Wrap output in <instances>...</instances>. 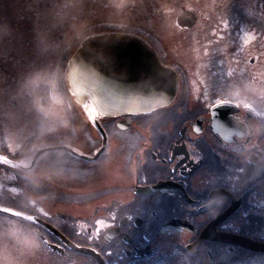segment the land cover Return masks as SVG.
<instances>
[{"label":"flooded vegetation","instance_id":"af4514ba","mask_svg":"<svg viewBox=\"0 0 264 264\" xmlns=\"http://www.w3.org/2000/svg\"><path fill=\"white\" fill-rule=\"evenodd\" d=\"M220 1L172 2L174 22L207 4L199 31L198 16L179 28L222 47L206 49L201 72L159 55L177 98L99 116L69 91L67 62L110 24L81 28L78 0H0V217L40 240L12 252L17 264H264V4ZM36 72L54 77L63 122L32 106Z\"/></svg>","mask_w":264,"mask_h":264},{"label":"water","instance_id":"95a60500","mask_svg":"<svg viewBox=\"0 0 264 264\" xmlns=\"http://www.w3.org/2000/svg\"><path fill=\"white\" fill-rule=\"evenodd\" d=\"M194 20L186 10L178 16L181 26ZM67 80L76 101L102 116L148 113L169 104L178 88L176 73L147 43L119 32L85 37L67 63Z\"/></svg>","mask_w":264,"mask_h":264},{"label":"rangeland","instance_id":"374dc122","mask_svg":"<svg viewBox=\"0 0 264 264\" xmlns=\"http://www.w3.org/2000/svg\"><path fill=\"white\" fill-rule=\"evenodd\" d=\"M80 3L79 16L81 28L91 24H110V28H124L135 31H144L143 33L151 42H156L157 47L166 53L164 60L169 64H174L182 71L186 70L189 64L197 67L201 72L204 53L206 49L213 50L217 46L222 48L221 44L200 42L196 33H186L177 27L174 22L175 14L178 12L172 9L174 0H78ZM229 1L247 4L248 8L256 12L260 0H221L223 3ZM263 4H264V0ZM207 4L197 7L198 27L203 23L204 14L208 12ZM244 6V7H245ZM264 8V5L262 6ZM226 29V28H225ZM224 29V31H225ZM194 35V36H192ZM155 43V44H156ZM230 43H226L223 50L229 49ZM163 48V49H162ZM227 49V50H228ZM219 50H216L218 52ZM202 56V57H201ZM201 57V58H200ZM203 66V67H201ZM204 80H210L207 74H201ZM184 92H180L182 97ZM49 175L52 178H63L66 173L62 169H51ZM100 188V187H99ZM16 190V189H15ZM14 190V191H15Z\"/></svg>","mask_w":264,"mask_h":264},{"label":"clouds","instance_id":"9594fccd","mask_svg":"<svg viewBox=\"0 0 264 264\" xmlns=\"http://www.w3.org/2000/svg\"><path fill=\"white\" fill-rule=\"evenodd\" d=\"M24 87L31 97L32 106L45 119V123L63 122L62 100L52 75L33 73L26 78ZM42 88H46V92H42ZM39 243L34 226L25 223L22 218L13 214L0 217V264H17L13 251L30 252Z\"/></svg>","mask_w":264,"mask_h":264},{"label":"bare ground","instance_id":"6f19581e","mask_svg":"<svg viewBox=\"0 0 264 264\" xmlns=\"http://www.w3.org/2000/svg\"><path fill=\"white\" fill-rule=\"evenodd\" d=\"M86 112L89 115H93L94 114L93 110L89 106H86Z\"/></svg>","mask_w":264,"mask_h":264},{"label":"snow or ice","instance_id":"6c2138e0","mask_svg":"<svg viewBox=\"0 0 264 264\" xmlns=\"http://www.w3.org/2000/svg\"><path fill=\"white\" fill-rule=\"evenodd\" d=\"M196 131H199V128H196ZM7 211L13 212V210H11V209H7Z\"/></svg>","mask_w":264,"mask_h":264}]
</instances>
